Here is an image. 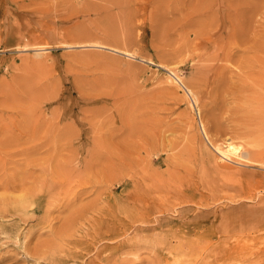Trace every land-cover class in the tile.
Segmentation results:
<instances>
[{
    "label": "rangeland",
    "instance_id": "374dc122",
    "mask_svg": "<svg viewBox=\"0 0 264 264\" xmlns=\"http://www.w3.org/2000/svg\"><path fill=\"white\" fill-rule=\"evenodd\" d=\"M195 2L0 0V208L23 210L0 211V264H264V87H239L237 54L197 60ZM48 163L83 170L65 200L13 203Z\"/></svg>",
    "mask_w": 264,
    "mask_h": 264
},
{
    "label": "bare ground",
    "instance_id": "6f19581e",
    "mask_svg": "<svg viewBox=\"0 0 264 264\" xmlns=\"http://www.w3.org/2000/svg\"><path fill=\"white\" fill-rule=\"evenodd\" d=\"M188 2H189V0H187ZM191 2H193V0H190ZM196 2L193 4V7H191V9H190V11L188 12V13H186V17L188 18V21H186V20H184L183 22L182 21H180L179 23H180V25H181V27H184V26H189V27H193V29L195 28V30H193V38H192V40H187V41H189V43H190V41H192L193 43H191V46H192V48L191 49H193V53H195L196 55H198V58H197V60L199 59V58H205V57H207L208 59H210V60H212L211 58H209V56H211V55H213V60H218L219 62H223V61H229L230 59H232L233 58V55L234 54H237V70H238V76H239V78H238V80L240 79V81H241V84H240V86L239 87H241V85H242V88L243 89H245V90H248V91H250L251 89H254V88H252V86L253 87H255V86H257V87H264V28H263V26H264V13L263 12H261V14H260V12H259V9H258V4L257 3H255L256 1H252V2H243L244 0H195ZM192 4V3H191ZM189 5H190V3H189ZM187 6V8H189L190 6ZM188 10V9H187ZM255 14H256V16H255ZM257 15H259L258 17L259 18H255V17H257ZM260 19H263V21H261ZM187 37V36H186ZM185 40H186V38L185 37H183ZM182 38V39H183ZM184 39H183V41H184ZM238 39V41H240L239 43H238V41L236 42V40ZM185 42V41H184ZM182 43V42H181ZM186 43V42H185ZM189 43H187L188 44V46H190L189 45ZM184 44V43H183ZM184 45H186V44H184ZM180 46H182V44L180 45ZM186 48H187V46H185ZM184 47V48H185ZM179 48H181V47H179ZM184 48H182V49H184ZM190 48V47H189ZM177 49V48H176ZM181 49V50H182ZM202 49V51H203V53H201V50ZM178 50H180V49H178ZM178 50H176V54L177 53H179V51ZM185 50V49H184ZM178 51V52H177ZM195 51V52H194ZM209 51H211V53L212 54H210V55H208V53H209ZM124 53V55H126V56H130V54L128 53V52H123ZM174 54V53H173ZM191 54V52L189 53V55ZM172 55V54H171ZM175 55V54H174ZM177 56V55H176ZM180 56V55H179ZM190 57H191V55H190ZM208 59H203V60H208ZM200 60H202V59H200ZM230 62V61H229ZM221 65H223V64H221ZM220 66V65H219ZM226 66V65H225ZM232 67H233V65H232ZM204 68V67H203ZM202 67L200 68L201 69V71L199 70V72H201V74H203V70L205 69H203ZM220 68V67H219ZM222 68V69H221ZM220 68V70L222 71L224 68L223 67H221ZM192 69H194V68H192ZM197 69V68H196ZM203 69V70H202ZM225 69H226V67H225ZM198 70V69H197ZM219 70V69H218ZM219 70V71H220ZM168 71V70H167ZM194 71V70H193ZM219 71H217V73L219 72ZM220 71V72H221ZM170 72V71H169ZM171 73V72H170ZM169 73V74H170ZM172 73H174L175 74V72L172 70ZM172 73H171V75H172ZM197 72H195L194 73V76L193 77H195V74H196ZM204 73L206 74V72L204 71ZM191 74H193V73H191ZM197 75V74H196ZM200 74H198V77H201L202 78V76L200 75ZM221 75V74H220ZM222 76V78L224 79V76L223 75H221ZM221 76H219V77H221ZM192 77V76H191ZM198 77L196 76L195 78H193V80L192 81H194V79H195V81H196V78L198 79ZM178 78H180L179 76H175V80L177 79L178 80ZM201 78H199L200 80H201ZM204 78V77H203ZM221 78V79H222ZM236 78H237V76H236ZM191 79V78H190ZM199 79L196 81V83L195 84H197V82L199 83ZM226 79V78H225ZM224 79V80H225ZM180 80H181V78H180ZM236 80V79H235ZM221 82H224V81H221ZM236 82H237V80H236ZM235 82V83H236ZM182 83H184L183 81H182ZM187 83V82H186ZM193 83V82H192ZM191 83V80H190V84H191V86L194 84H192ZM234 83V82H233ZM189 84V83H188ZM190 84L188 85V87L190 86ZM224 84V83H223ZM239 85V83L237 84V86ZM185 86V85H184ZM190 86V87H191ZM247 86H248V88H247ZM185 87H187V86H185ZM189 87V88H190ZM193 87V86H192ZM230 89V88H229ZM228 89V90H229ZM238 89V88H237ZM240 89V88H239ZM190 90H192V88L190 89ZM189 90V91H190ZM233 90V89H232ZM231 90V91H232ZM236 90V89H235ZM193 91V90H192ZM242 91H244V90H242ZM262 91V90H261ZM188 92V91H187ZM228 92V91H227ZM237 91H235V93H236ZM253 92H255V90L253 91ZM257 93H258V91H256ZM230 93H232V92H230ZM229 93V94H230ZM234 93V94H235ZM241 93V92H240ZM246 93H249V92H246ZM190 94V93H189ZM236 94H239V92H237ZM235 94V95H236ZM259 95H260V93H258ZM255 95H256V93H255ZM229 96H231L232 97V95H229ZM243 96V98H245L246 99V97L244 96V95H242ZM192 97V96H191ZM241 97V96H240ZM239 97V98H240ZM252 97V96H251ZM233 98H235V96L233 97ZM232 99V98H231ZM237 99H238V96L236 97V101H237ZM248 99V98H247ZM246 99V100H247ZM241 100V99H240ZM242 101V100H241ZM241 101H239V102H241ZM235 102V101H234ZM251 102V101H250ZM252 102H253V100H252ZM251 102V103H252ZM259 103V105L261 104L263 107H264V98H262V99H258V100H255V103ZM257 103V104H258ZM240 103H238V104H235V105H238V106H241V104L239 105ZM246 105H247V103H246ZM246 105L244 106V108L246 107ZM254 105H256V104H254ZM253 105V106H254ZM243 106V105H242ZM234 108L236 107V106H233ZM233 108V109H234ZM241 108V107H240ZM247 108V107H246ZM245 108V109H246ZM249 108V107H248ZM253 109H255V108H253ZM236 110H238L239 111V109H236ZM241 110V109H240ZM259 110V109H258ZM243 111H245L246 112V110H243ZM233 112H235V111H233ZM253 112V111H252ZM261 112V111H260ZM235 113H237V112H235ZM256 113V112H255ZM251 116V115H250ZM259 116V115H258ZM263 118H264V109H263ZM34 128V127H33ZM69 130H70V128H68ZM31 130V129H30ZM35 130V129H34ZM68 130V131H69ZM67 131V132H68ZM31 132V131H30ZM32 132H33V130H32ZM48 132V131H47ZM71 132V131H70ZM48 134V133H47ZM68 134V133H67ZM70 134V133H69ZM68 134V135H69ZM75 134H76V132H75ZM71 136V135H70ZM68 143V142H67ZM237 147H235L232 143H227L226 145H225V149H220V148H214V150H215V152L219 155L218 157H220L221 159H225V160H229V154H232V152H236L237 151ZM58 150H59V148H58ZM60 151V150H59ZM206 152V151H205ZM206 153H208V151L206 152ZM54 154H56V153H54ZM53 154V155H54ZM52 155V154H51ZM56 155H58V154H56ZM207 155V154H206ZM210 156V155H209ZM211 157V156H210ZM50 158V157H49ZM211 159H213V158H211ZM218 159V158H217ZM220 160V159H219ZM212 162V161H211ZM215 163V162H214ZM216 164V163H215ZM237 164V163H236ZM239 165V164H238ZM245 165V164H244ZM40 171H46V170H49V172H48V175H51V176H49V178H47V179H44L43 181H42V183L40 184V186L37 188L36 187V185L34 186V187H36V188H28L27 187V185H26V187L28 188V190H25V193H24V191H23V193L24 194H22V192H21V195H20V193H18V194H16V198H13L12 199V197H11V199H12V202L13 203H16L17 204V202L19 203V202H21L22 201V199H24V197H26V198H31V199H33V200H36V199H38V200H40V199H42V200H44L45 201V203L47 204H49V202L50 201H53V200H56L55 198H57L58 197V195L60 194V193H66V191L67 190H69L68 188H69V186H67V185H69V184H71V181L74 179V178H76V177H78V175L77 176H74V174H76V173H79L80 174V172H82L83 170H81L80 172L78 171H76L75 173L73 172H71L70 171V166L67 164V163H58L57 165H56V163L54 164V165H52V164H50V163H48V164H46V167H44V166H41V168L39 169ZM20 171V170H19ZM28 172V171H27ZM18 174V173H17ZM21 173H19V175H20ZM26 174V173H25ZM27 175V174H26ZM73 175V176H72ZM28 176H31L32 177V175L30 174V175H28ZM27 176V177H28ZM38 176H41V175H38ZM30 177V178H31ZM37 177V176H36ZM70 177H72V178H70ZM24 178V177H23ZM30 178L28 177V179H27V181H29L30 180ZM34 178H35V176H34ZM38 178V177H37ZM42 178V177H41ZM25 179V180H26ZM39 179H40V177H39ZM70 179H71V181H70ZM24 180V179H23ZM23 180L21 181V179H20V183L21 182H23ZM54 180H56L57 181V185H54L53 186V188H50V189H47L46 187H49V185H50V183L49 182H54ZM81 180H82V178H81ZM34 181V180H33ZM37 181V180H36ZM35 181V182H36ZM69 181V182H68ZM38 182V181H37ZM28 182H26V184H27ZM31 183V182H30ZM67 183V184H66ZM69 183V184H68ZM36 184H38V183H36ZM52 184V183H51ZM7 186H8V184H7ZM17 185H15V189L17 188L16 187ZM20 186V189H22L21 188V185H19ZM31 186H33L32 184H31ZM30 186V187H31ZM25 187V186H24ZM23 187V188H24ZM80 187V186H79ZM13 188V187H12ZM19 188V187H18ZM17 188V190L18 191H16V192H19V191H21V190H19ZM47 189V192L46 193H43V192H40L41 190H43V189ZM11 189V188H10ZM25 189V188H24ZM24 189H22V190H24ZM72 189V188H71ZM81 190V189H80ZM69 193V192H68ZM6 195V194H5ZM8 195V194H7ZM11 195H13L14 196V194H11ZM63 195V194H62ZM9 196V195H8ZM18 196H20V197H18ZM64 196H66V194L65 195H63V199L65 200V197ZM69 196H70V194H69ZM4 197V196H3ZM72 197V196H71ZM0 200H1V197H0ZM27 200V199H26ZM25 200V201H26ZM68 200V199H67ZM108 201V200H107ZM110 201V200H109ZM108 201V202H109ZM8 202V201H7ZM66 202V201H65ZM68 202H69V200H68ZM104 203L106 202V201H103ZM27 203V202H26ZM56 203V202H55ZM15 204V205H16ZM30 204V203H29ZM92 204H93V202H92ZM103 203H101V204H99V206H101ZM1 205V204H0ZM14 205V204H13ZM14 205V206H15ZM18 205V204H17ZM15 206V207H13L12 206V208H10V209H8V210H12V211H16V212H21V211H23L22 210V208H20V206L18 205V206ZM63 205H64V203H63ZM69 205V204H68ZM89 204H87L86 206H88ZM107 205H110V204H107ZM116 205V204H115ZM115 205H114V207H115ZM4 205H2V207H3ZM11 206V205H10ZM21 206H23V204L21 205ZM26 206V205H25ZM47 206V205H46ZM51 206V205H50ZM60 206H62V203H61V205ZM82 207L84 206V207H86L85 205H81ZM0 208V211H4V208L5 207H7V205L6 206H4L3 208ZM44 207V206H43ZM80 207V206H79ZM81 207V208H82ZM91 207V206H90ZM105 207V206H104ZM110 207H112L111 205H110ZM113 207V208H114ZM51 208V207H50ZM80 208V209H81ZM97 208V206L95 207V208H93L94 209V211L93 212H95V209ZM107 208V207H106ZM118 208H119V206H118ZM118 208H116V209H118ZM6 209V208H5ZM6 209V210H7ZM75 209V208H74ZM80 209H77V211H79ZM103 209V208H102ZM121 209V208H120ZM119 209V211H121ZM123 209V208H122ZM26 210V209H25ZM73 210V209H72ZM82 210V209H81ZM84 210V209H83ZM114 210V209H113ZM48 211H49V208L48 207H46V208H44V210H42V214H43V216H47V214H48ZM75 211L76 210H74L73 211V213H75ZM76 211V212H77ZM85 211V210H84ZM91 211V212H92ZM98 211V210H97ZM110 211V210H109ZM124 211V210H123ZM68 212H70V210H68ZM68 212H67V214H68ZM81 212H83V211H81ZM98 212H101V211H98ZM72 213V214H73ZM78 213H80V212H78ZM85 213H87V212H85ZM89 213V212H88ZM102 213V212H101ZM108 213V212H107ZM32 214H33V211H32ZM50 214V213H49ZM71 214V213H70ZM77 214V213H76ZM97 214V213H96ZM28 215V214H27ZM92 215H93V213H92ZM70 216V215H69ZM75 216V215H74ZM27 217V216H26ZM33 217V216H32ZM79 217H80V215H79ZM89 217V216H88ZM91 217V216H90ZM98 217H101L99 214H98ZM37 218V217H36ZM35 218V219H36ZM49 218H50V215H49ZM66 218H67V215H66ZM65 218V219H66ZM71 218V217H70ZM84 218V217H83ZM45 219H47V218H45ZM55 219V218H54ZM79 219V218H78ZM87 219V218H86ZM64 220V219H63ZM85 220V219H84ZM43 221V220H42ZM50 221V220H49ZM89 221V220H88ZM91 221H92V218H91ZM83 222V221H82ZM90 222V221H89ZM93 222V221H92ZM99 221H97L96 222V224L98 223ZM46 223V222H45ZM51 223V222H50ZM63 223V222H62ZM65 223H66V221H65ZM73 224V223H72ZM44 225V224H43ZM81 225V224H80ZM45 226V225H44ZM43 226V227H44ZM49 226V225H48ZM101 226V225H100ZM104 226V225H103ZM40 227V226H39ZM68 228V224L65 226V228ZM73 227V226H72ZM77 227H79V226H77ZM95 227V226H94ZM65 228H62V229H65ZM74 228V227H73ZM91 228H93V226H91ZM97 228H98V226H97ZM100 228V227H99ZM106 228H107V226H106ZM105 228V229H106ZM51 229V228H50ZM60 229V228H59ZM62 229H60L61 230V232L59 231V230H57L56 232H59V236L61 235L60 233H64L66 230H63L64 232H62ZM110 229H112L111 227H110ZM80 230V229H79ZM98 230V229H97ZM114 230V229H113ZM46 231H47V229H46ZM53 231V230H52ZM76 231V230H75ZM105 231V230H104ZM55 232V233H56ZM67 232H71L72 233V231H67ZM114 232V231H113ZM113 232H111V231H109V230H107L106 232H104L103 234H106V233H109V234H112ZM3 233V232H2ZM87 233V232H86ZM85 233V234H86ZM95 233V232H94ZM96 233H97V231H96ZM116 233V232H115ZM67 235H68V233H66ZM65 234V237L67 236ZM88 234V233H87ZM5 236H7V234H4ZM57 234L56 235H54V236H58ZM69 235H70V233H69ZM90 235V234H89ZM95 236H97L96 234H94ZM9 236V235H8ZM11 236V235H10ZM74 236V235H73ZM87 236V235H86ZM109 236V235H108ZM62 237H64V235L62 236ZM71 237V236H70ZM4 238V237H3ZM48 238H50V237H48ZM84 238V237H83ZM82 238V239H83ZM10 239V238H9ZM53 239V238H52ZM57 239V238H56ZM77 239V238H76ZM95 239H96V237H95ZM102 239V238H101ZM48 240V239H47ZM54 240V239H53ZM62 240H63V238H62ZM70 240V239H69ZM69 240H64V242L66 243V244H68L69 243ZM1 241V240H0ZM5 241V240H4ZM11 241H13V240H11ZM24 241V240H23ZM23 241H22V243H23ZM51 241V239L48 241V242H50ZM3 242V241H2ZM2 242H0L1 244H3ZM15 243H16V241H14ZM47 242V243H48ZM57 242V241H56ZM26 243V242H25ZM28 243V242H27ZM60 243H61V241H60ZM72 243H73V241H72ZM84 243V242H83ZM83 243H81V244H83ZM24 244V243H23ZM51 244H53V242L51 243ZM50 244V245H51ZM55 244V243H54ZM59 244V243H58ZM63 244V243H62ZM50 245H49V248H52V250H53V248H55L54 246H56V245H54L53 247H50ZM41 246H42V244H41ZM44 246V245H43ZM48 246V244L46 245V247ZM65 246V245H64ZM79 246V245H78ZM22 247H25V244H24V246L22 245ZM57 247H59V245H57ZM56 247V248H57ZM62 247V246H61ZM85 247V246H84ZM33 249V248H32ZM64 249V248H63ZM58 250H60L61 252H62V249L59 247V249L57 248V251ZM47 250L45 249V250H43L41 247L39 248V249H35L34 250V252L33 253H30V252H27L26 251V254L27 253H30L31 254V258H35V259H38V261H40V260H53V261H58V260H56L55 258V255H53V254H48V252H46ZM59 251V252H60ZM67 251H68V249H67ZM19 252V251H18ZM52 253V252H51ZM25 254V257L26 258H29L28 257V255H26ZM60 254H62V253H60ZM78 255V254H77ZM67 256V255H66ZM67 258V257H66ZM68 260V259H67ZM116 261V260H115ZM37 262V261H36ZM45 262V261H44ZM35 263V262H34ZM38 263V262H37ZM115 263V262H114ZM117 263V262H116ZM115 263V264H116Z\"/></svg>",
    "mask_w": 264,
    "mask_h": 264
}]
</instances>
